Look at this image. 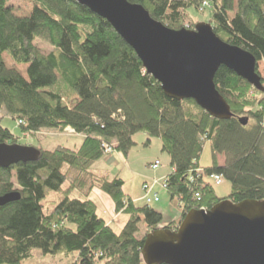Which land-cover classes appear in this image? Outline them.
<instances>
[{
	"label": "trees",
	"instance_id": "16d2710c",
	"mask_svg": "<svg viewBox=\"0 0 264 264\" xmlns=\"http://www.w3.org/2000/svg\"><path fill=\"white\" fill-rule=\"evenodd\" d=\"M29 1L32 10L20 16L8 0H0V113L21 121L25 133L72 127L83 138L77 148L34 146L41 151L37 160L0 167V195L21 194L0 206V264H22L33 249L76 252V264H145L146 235L161 226L163 214L136 205L121 177L110 179L92 169L107 154L105 144L127 155L138 132L148 135L146 144L160 138L169 154L173 169L165 184L172 200H179L182 218L223 199L264 200V92L221 66L215 82L233 116L218 119L193 99L168 97L133 47L89 8L75 0ZM130 1L176 29L194 28L186 25L188 8L199 10L207 1L214 31L264 61V0ZM37 39L54 50L42 52ZM4 53L28 65L27 77L7 66ZM4 116L0 143L20 144L3 126ZM245 116L247 125L238 119ZM206 142L211 167L200 163ZM221 155L225 164L219 162ZM214 173L231 182L228 196H218L209 180ZM95 188L111 197L116 213L129 215L121 232L99 214ZM140 222L147 229L141 236Z\"/></svg>",
	"mask_w": 264,
	"mask_h": 264
},
{
	"label": "water",
	"instance_id": "95a60500",
	"mask_svg": "<svg viewBox=\"0 0 264 264\" xmlns=\"http://www.w3.org/2000/svg\"><path fill=\"white\" fill-rule=\"evenodd\" d=\"M106 19L133 47L147 72L173 99H193L218 119L233 116L215 76L226 66L264 92L258 60L248 50L222 39L209 22L172 28L130 0H75ZM243 125L249 117H239ZM31 145L0 143V167L37 160ZM21 198L0 195V206ZM145 264H264V200L223 199L211 208L191 209L176 229L150 231L142 248Z\"/></svg>",
	"mask_w": 264,
	"mask_h": 264
},
{
	"label": "rangeland",
	"instance_id": "374dc122",
	"mask_svg": "<svg viewBox=\"0 0 264 264\" xmlns=\"http://www.w3.org/2000/svg\"><path fill=\"white\" fill-rule=\"evenodd\" d=\"M8 4L12 6L13 11L15 14L23 16L28 15L32 10L33 5L29 0H8ZM211 19V8L208 4H203V6L197 10L195 7L188 8L187 16H186V25H196L199 22H209ZM210 23V22H209ZM38 48L48 54L54 50V47L49 44L47 41L42 39H37L35 41ZM7 66L9 67H16L20 70V72L27 77V64H17L15 63L11 57L4 53L3 55ZM258 71L260 72L261 76L263 77L264 83V61L258 62ZM0 116H4V113H0ZM3 126L9 127L14 135H16L19 139V143L22 145H33L45 150H53L58 145H63L70 148H77L80 143L82 142V137L77 134H71L69 132H56L57 130H42L36 134L32 133H25L20 124L18 123L17 119H13L10 116H4L2 119ZM148 139V135L145 132H138L134 135V141L136 144L131 148L129 153L125 155L124 153L118 152L115 154L118 163H113L109 161L104 163L102 159L96 161L92 166L93 171L99 172L101 174H106L110 179L114 178L116 174L120 176L121 172H126L127 170L130 172H143V176H149L150 178L153 176H157V173L165 172L167 175L172 171L171 166V158L167 152L162 149V142L161 139L158 137L151 138L150 144H146ZM110 152L109 154L114 153ZM108 154V155H109ZM122 155V156H121ZM123 157V158H122ZM124 159V160H122ZM156 159H159L161 164L159 169L149 167V162H153ZM226 157L224 155L219 156L220 164H225ZM200 163L203 167H211L213 164V157H212V150L211 145L209 142L205 143L203 153L201 155ZM119 165V166H117ZM116 167V169L114 168ZM126 168V170H125ZM160 170V172L158 171ZM149 177H146L147 179ZM165 179V178H164ZM143 178L137 177L136 180L129 181V185L126 186V191L130 190L131 193L136 194L141 189V185ZM154 180V179H153ZM209 180L212 181L214 188L219 197H226L230 194L232 190V184L229 180L223 179L220 184H215L211 177ZM158 181L160 184L163 183V180H154ZM142 190V189H141ZM102 191V190H101ZM103 192V191H102ZM105 193V192H104ZM146 192L143 189V197L145 196ZM52 196L56 195L54 193L51 194ZM76 195V194H75ZM51 197V196H50ZM111 198V197H110ZM165 200V198H164ZM112 202V200H110ZM113 204V202H112ZM139 205L146 204V200L139 201ZM174 205L179 209L180 202L178 199H175ZM111 213V210H110ZM100 214L103 216H107L103 211H100ZM114 215L113 208H112V216ZM118 218L112 220L113 224L112 227L117 232H121L125 227L129 219V215L127 213H119L117 216ZM109 220V217H106ZM182 217L179 222H176L177 227L180 224ZM167 226V225H165ZM140 231L138 233L139 236L143 235L146 232V225L144 222H140L139 224ZM163 227V226H160ZM77 263V253L73 252L69 255H66L64 252H59L57 254H45L40 249H33L32 256L25 259L22 264H76Z\"/></svg>",
	"mask_w": 264,
	"mask_h": 264
},
{
	"label": "crops",
	"instance_id": "0c3cea01",
	"mask_svg": "<svg viewBox=\"0 0 264 264\" xmlns=\"http://www.w3.org/2000/svg\"><path fill=\"white\" fill-rule=\"evenodd\" d=\"M79 136H81L83 138V135H79ZM118 152L119 151H115L112 154L105 155L102 158V161L104 163H107L109 161H112L115 164L118 163L117 158L120 159V157H116V155H115V154H118ZM122 160H124V159H122ZM150 163H152V162H149L148 166L150 165ZM117 166H119V165H117ZM114 168L116 169V167H114ZM125 170H126V168H125ZM158 171L160 172V170H158ZM143 172L144 171L130 172V171L127 170V173L126 172L124 173V172L120 171V176L125 182V184H124L125 192L133 199V201H134V203L136 205L143 206V205H139L138 202L139 201H144V197L142 195L143 194V184L145 182H149V184L151 185V193L152 194H157L159 196V199H160L159 201L155 202L151 206L153 208H155L156 210L160 211L163 214V223L161 224V226L168 225L171 222H175V223L179 222L181 217H182L181 208L178 209L174 205L175 200H172V198L170 197L167 189H165L162 186V183L160 184V183H155L154 182V180H161V181L164 180V178H166L167 174L165 172H160V173L156 172L157 176H153V177L150 178L149 176H145V175L143 176L142 175ZM117 175L118 174H116V176ZM141 176L143 178H145V180H143L142 185H141V189L142 190L140 189V191L136 192V194L131 193L130 190L126 191V186H127V184L129 185L128 182L136 180L137 177L141 178ZM146 177H149V178L147 179ZM92 197L97 203L99 214H100V211H103V213H105L107 216H103L101 214L100 215L103 218H105V220L108 223H111V225H112L113 224L112 220L115 219V218L117 219L118 218L117 216L119 215V213H116V211H115V203L113 202V200L110 198L109 195H107L106 193L102 192L98 188H95L93 190ZM164 198H165V200H164ZM110 200H112L113 204H112V202ZM112 208H113V212H114L113 216H112ZM110 210H111V213H110ZM106 217H109V220L106 219ZM113 221H115V220H113Z\"/></svg>",
	"mask_w": 264,
	"mask_h": 264
},
{
	"label": "built area",
	"instance_id": "2783aa9c",
	"mask_svg": "<svg viewBox=\"0 0 264 264\" xmlns=\"http://www.w3.org/2000/svg\"><path fill=\"white\" fill-rule=\"evenodd\" d=\"M203 4H208L209 3L207 1H205ZM202 4V6H203ZM22 123L21 121L19 122V124ZM56 132H60V131H56ZM62 132H69L71 134H77V135H80L79 133L76 132L75 129H73L72 127H67L64 131ZM105 150H106V153L109 154L110 152H113L114 151V148L113 146H110V145H107L105 144ZM160 166V161L159 160H156L154 161L152 164H151V167L153 168H158ZM211 178L212 180L215 182V184H220L222 181H223V176L221 174H217V173H214L211 175ZM155 183H159L158 181H154ZM162 186L167 189V186L165 184V181L162 183ZM143 189H144V192H146L144 198L146 200V203L151 205L157 201H159V196L157 194H152L151 193V185L149 183H145L144 186H143ZM198 197H200L198 195Z\"/></svg>",
	"mask_w": 264,
	"mask_h": 264
}]
</instances>
